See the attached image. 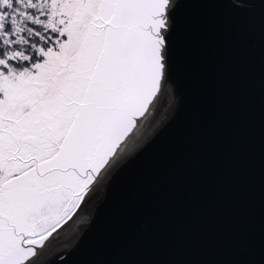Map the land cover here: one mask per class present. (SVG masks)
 I'll use <instances>...</instances> for the list:
<instances>
[{
    "label": "snow or ice",
    "instance_id": "snow-or-ice-1",
    "mask_svg": "<svg viewBox=\"0 0 264 264\" xmlns=\"http://www.w3.org/2000/svg\"><path fill=\"white\" fill-rule=\"evenodd\" d=\"M184 4L0 0V264L65 261L162 131Z\"/></svg>",
    "mask_w": 264,
    "mask_h": 264
},
{
    "label": "water",
    "instance_id": "water-1",
    "mask_svg": "<svg viewBox=\"0 0 264 264\" xmlns=\"http://www.w3.org/2000/svg\"><path fill=\"white\" fill-rule=\"evenodd\" d=\"M184 2L177 107L61 264H264V4Z\"/></svg>",
    "mask_w": 264,
    "mask_h": 264
}]
</instances>
